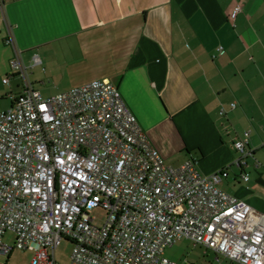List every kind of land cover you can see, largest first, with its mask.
Wrapping results in <instances>:
<instances>
[{"label": "crops", "instance_id": "1", "mask_svg": "<svg viewBox=\"0 0 264 264\" xmlns=\"http://www.w3.org/2000/svg\"><path fill=\"white\" fill-rule=\"evenodd\" d=\"M15 56L44 97L110 80L164 163L190 159L201 175L227 168L220 188L264 214V0H6L8 108L22 88ZM245 132L251 153L239 166L232 143ZM191 244L202 249L193 263L238 264Z\"/></svg>", "mask_w": 264, "mask_h": 264}, {"label": "built area", "instance_id": "2", "mask_svg": "<svg viewBox=\"0 0 264 264\" xmlns=\"http://www.w3.org/2000/svg\"><path fill=\"white\" fill-rule=\"evenodd\" d=\"M10 69L22 88L0 110V255L17 248L31 252L29 264H58L54 250L67 239L68 264H176L164 249L187 239L264 264V214L220 188L227 168L201 175L190 159L165 164L108 79L44 97L19 56ZM247 144L248 132L232 143L234 164L246 165ZM96 207L106 211L101 226Z\"/></svg>", "mask_w": 264, "mask_h": 264}, {"label": "rangeland", "instance_id": "3", "mask_svg": "<svg viewBox=\"0 0 264 264\" xmlns=\"http://www.w3.org/2000/svg\"><path fill=\"white\" fill-rule=\"evenodd\" d=\"M17 93V91L15 92ZM9 106V100L5 96H0V110H5ZM166 164H171L170 161H165ZM91 216L94 217V224L101 226L106 219V211L102 207H96L91 211ZM3 241L8 245H12L13 235L7 233L3 236ZM192 242L187 239H182L170 247L164 249V256L175 261L176 264H199L198 255L201 253V248L193 247ZM72 243L67 239H62L59 245L54 250V258L58 264H68ZM31 252L28 250L12 249L8 254L0 255V263L2 264H29ZM193 261H197L196 263Z\"/></svg>", "mask_w": 264, "mask_h": 264}]
</instances>
